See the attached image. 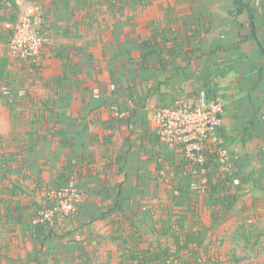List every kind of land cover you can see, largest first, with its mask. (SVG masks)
I'll return each mask as SVG.
<instances>
[{
    "label": "crops",
    "instance_id": "crops-1",
    "mask_svg": "<svg viewBox=\"0 0 264 264\" xmlns=\"http://www.w3.org/2000/svg\"><path fill=\"white\" fill-rule=\"evenodd\" d=\"M109 2L116 4L113 16H107ZM123 2L0 0V85L25 91L5 102L0 128L3 136L21 133L11 136L14 161L8 158L21 190L2 211L16 217V229L4 233L41 232L28 221L42 194L36 185L55 187L67 166L92 213L135 210L143 198L172 194L161 180L176 182L175 189L177 181L188 186L192 175L181 153L161 141L157 112L180 100L196 102L202 91L225 104L224 143L245 175L242 187L216 175L213 192L199 200L215 213L220 202L234 209L242 195L246 212L264 217V0H151L150 16H122ZM30 5L44 18L45 44L34 63L13 60L6 50ZM84 229L91 246L83 260L90 264L98 234ZM57 249L69 263L48 253L33 254L30 264L80 259L75 243ZM17 259L12 264H25Z\"/></svg>",
    "mask_w": 264,
    "mask_h": 264
},
{
    "label": "rangeland",
    "instance_id": "rangeland-1",
    "mask_svg": "<svg viewBox=\"0 0 264 264\" xmlns=\"http://www.w3.org/2000/svg\"><path fill=\"white\" fill-rule=\"evenodd\" d=\"M115 7L116 4L109 2L107 16H113ZM24 9L21 10L20 15ZM119 9L123 11L122 16H150L148 7L138 6L134 0H124L122 6L119 5ZM14 30L13 28L12 31ZM6 50H8L7 47ZM35 58L32 63L35 62ZM12 89L0 85L1 129L3 128L5 102L8 101L9 104L12 97L25 93L18 84L12 86ZM23 103L25 104V101ZM221 103L224 107L225 104L222 101ZM29 107H32L31 104ZM223 129L224 125L217 131V135L222 140V146L229 153L228 159L221 162L217 156L211 157L205 186L197 175H192L191 183L184 186L183 189L179 186L178 181V189L174 187L176 182L158 181V185L162 183V185L175 190L173 189L172 194L168 192L166 196L157 195L143 198V201H146L142 202L135 210L114 211L107 214L92 213L89 209V198L76 183H71L60 193L48 184L43 187L36 185L42 194L34 199L38 209L28 213L30 216L32 215L28 221L29 219L33 221L35 227L41 228V232L35 231L37 234L35 236L31 231L24 234L26 229H21L17 234L5 233L4 237L1 236L0 264H12L14 256H17V261L30 264L29 259L33 258V254H59L61 251H57V247L61 246V242L63 244L65 242L75 243L79 248L76 256L80 259L78 262L75 260L74 264H85L83 253L87 249L90 250L88 246H91L85 244L83 238L86 234V229H84L86 227L92 233L98 234L93 245L94 251L90 264H139L138 260L128 256L132 254H142L145 256V261H152V257L158 252L159 243L163 249L168 246L171 254L180 252L186 260L190 258L191 254H194L203 258L205 262L208 261V264H228L231 258H238L240 260L238 264H264V217L261 215L250 216L246 212L244 196L240 195L238 199L234 198L235 208L232 210H228L223 203H218L220 210L215 213L212 208L207 207L205 201L201 203L199 200L200 197L213 192V180L216 175L232 178L234 186L242 187L244 184V164H239L238 156L231 155L225 146ZM13 135L19 136L21 133L0 135L1 160L10 158L11 161H14L11 153L13 150L11 136ZM164 144L174 152L178 151L176 147ZM263 144L259 149L260 156ZM40 156V152L33 155L35 157L34 168L39 165ZM97 199L101 198L97 197ZM130 201V199H124L126 205ZM59 223H61V228L58 229ZM69 225L74 226V230L68 231ZM241 225L256 229L249 244L245 243L244 238H236ZM175 230L178 238L182 240L179 247L175 242ZM125 238L129 241L127 248L126 245L125 247L120 245ZM190 238L192 241H188ZM60 239L63 240L60 242ZM186 241H188V245ZM185 246L186 248H184ZM159 253L161 254L162 251ZM61 256L64 262L67 256H63V253ZM67 259L69 258L67 257ZM191 259L192 262L195 261V258ZM66 262L69 263V260ZM171 262L170 260L169 264ZM174 264L177 262L175 261Z\"/></svg>",
    "mask_w": 264,
    "mask_h": 264
},
{
    "label": "built area",
    "instance_id": "built-area-1",
    "mask_svg": "<svg viewBox=\"0 0 264 264\" xmlns=\"http://www.w3.org/2000/svg\"><path fill=\"white\" fill-rule=\"evenodd\" d=\"M43 24L39 6L25 7L7 44L8 56L16 61H33L45 43ZM224 113L221 101L211 99L205 91L199 93L196 102L180 100L175 107L157 112L161 141L178 149L186 172L199 176L204 186L211 157L217 156L221 162L228 159L229 153L217 135L224 125ZM261 156L264 161V144Z\"/></svg>",
    "mask_w": 264,
    "mask_h": 264
},
{
    "label": "trees",
    "instance_id": "trees-1",
    "mask_svg": "<svg viewBox=\"0 0 264 264\" xmlns=\"http://www.w3.org/2000/svg\"><path fill=\"white\" fill-rule=\"evenodd\" d=\"M136 5L141 6V7H148L151 4V0H138L135 2ZM37 6V5H35ZM20 16V15H19ZM19 22V21H18ZM18 22L14 24V29L18 25ZM15 31V30H14ZM14 31H12L10 37L14 34ZM10 37L7 41V44L9 43ZM178 102L174 103V105L170 107H165L161 109H166V108H173L176 106ZM18 149L22 148L18 146ZM23 151V150H22ZM12 172V166L9 164V159H0V176L3 178L2 182H0V239L1 236L4 237L5 233L3 231H6L7 233L11 234L14 233L15 231V225H13L14 220L16 219L15 216L11 214H3L2 211L5 209H9L13 206V198L14 195L16 194V191H20L21 188L19 185H17L15 182H12V178L10 177V173ZM70 172H69V167H64L61 175L57 178V183L54 189L57 192H61L64 188H67L68 186L71 185L70 181ZM7 181V182H5ZM230 210V208H228ZM143 231V230H142ZM256 229H250V226L247 227V225H241L239 226V232L236 236V238H244L245 243H250L251 237L253 234H255ZM175 242L177 243L178 247L182 243V240L178 238L177 231L175 230ZM116 241V239H114ZM192 239L190 238V240ZM188 241H186V244L188 245ZM128 239L125 238L123 242L120 244L122 247L127 248L128 245ZM162 245L159 243V249L157 254H154L155 256L152 257V261H145V256L142 254H132L128 255L133 257L134 259L139 261V264H169V261L171 260V264H174L176 261L177 264H208L207 262L204 261L203 258L198 257L197 255L191 254L190 258L188 260L184 259V257L180 254V252H173V254L170 253V248L167 246L166 248H161ZM125 248V249H126ZM161 248V249H160ZM186 248V246L184 247ZM183 249V248H182ZM134 251V250H132ZM159 251H162L160 254ZM176 253V254H175ZM191 258H195V261L192 262ZM240 260L238 258H231L228 264H238Z\"/></svg>",
    "mask_w": 264,
    "mask_h": 264
}]
</instances>
